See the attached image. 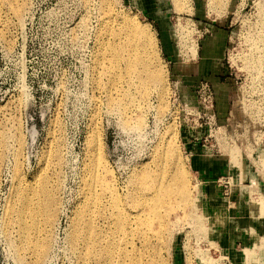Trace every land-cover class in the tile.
I'll use <instances>...</instances> for the list:
<instances>
[{"label": "rangeland", "instance_id": "1", "mask_svg": "<svg viewBox=\"0 0 264 264\" xmlns=\"http://www.w3.org/2000/svg\"><path fill=\"white\" fill-rule=\"evenodd\" d=\"M210 1L181 0L178 9L175 0H0V264H99L88 258L83 240L88 205L100 208L110 175L122 197L139 185L136 174L166 162L169 140L191 204L182 209L166 201L159 210L169 227L162 240H152L160 247L159 263L264 264L261 232L252 229L257 248L244 253L254 239L242 243L237 260L222 246L214 228L218 218L205 208L187 149L189 141L201 142L230 161L234 169L223 180L224 200L231 204L241 191L242 210L252 215L247 220L263 229L264 0ZM15 6L23 8L20 17ZM127 19L157 38V51L147 43L144 58L164 73L162 95L154 90L142 98L135 84L112 71L113 62L127 77L129 53L114 49V43H127L117 38ZM218 27L227 31V42L221 80L208 81L211 119L199 92L207 79L199 74L198 51L202 38ZM147 177L159 178L154 171ZM44 181L56 194L51 222L44 214L37 221L21 219L23 195L30 198ZM206 222L211 232L201 233ZM138 236L131 248L144 249ZM44 244L46 255L39 257ZM145 255L143 264H149L154 255Z\"/></svg>", "mask_w": 264, "mask_h": 264}, {"label": "bare ground", "instance_id": "2", "mask_svg": "<svg viewBox=\"0 0 264 264\" xmlns=\"http://www.w3.org/2000/svg\"><path fill=\"white\" fill-rule=\"evenodd\" d=\"M180 2L181 0H175V6L178 9L182 3ZM210 2H213V0ZM180 8H182V6ZM13 10L17 16L20 17L22 15L23 8L15 6ZM113 18L116 21L115 16H113ZM124 24L125 28L123 32L117 34V38L120 40L125 38L127 43L124 45L114 43V49L116 51L122 50L123 52L129 53L128 57L130 60L126 67L127 77H121L120 74L117 73V67L113 62L111 63L112 71H114L115 76L121 80H125L129 85L135 84L138 90L137 93H140L142 98L145 95H151L154 90L162 95L164 93V73L160 68L152 69L150 67V61L146 57L144 58V50L147 43L152 49V53L155 54L157 51L156 36L150 29H146L136 23L134 19H127ZM119 25H121L120 22ZM181 37L184 38V35L181 34ZM182 47L185 48V43H183ZM131 51L134 53L131 54ZM115 76L114 79L116 78ZM136 123H138L137 127H140L141 120H137ZM2 140H4V137ZM18 141L21 145L22 140L19 139ZM176 152L175 145L169 140L165 148H163V159L166 158V162L164 159L165 163L163 162L159 168H156L158 166L155 164L156 169L150 170V168H147L136 174V176L141 177V181L138 183L139 185L129 189L125 196H123L124 198L122 197L118 185L114 183V179L112 178L113 175H110L105 183H103L105 190L102 189L104 193L100 198L101 206L99 205L100 208L95 210L93 209L94 207L92 208L88 205V208H90L89 212L91 213L88 221L85 222L87 230L82 232L84 237L81 236L86 245L85 250L88 258H95V261L99 264H143V254L146 256L145 253H150V256L154 255V258H149V264H160L157 260L160 247L158 244H153L152 240L154 237L158 240H162L165 233L169 231V227L168 224H165L164 220L160 219L159 210L165 206L166 201L173 202V207L177 204L181 207L182 205L187 206L191 204L187 183L182 178L183 175L178 169L179 162L177 161ZM163 153L161 152V154ZM16 154L18 159L20 149H17ZM158 164H160V162ZM171 166L174 167V170L173 168L171 169ZM150 171H154L155 175L159 176L157 182L148 180L147 176ZM133 180L130 183H133ZM93 181L97 182L98 179L93 178ZM25 194H22V202L24 205L23 209L20 211V218L23 219L27 215L32 221H37V216L39 214H44L46 223L51 222L56 212V194L54 189L50 188L45 182L39 185L38 189L33 191L31 197L28 195L30 198H27ZM256 195L251 197L252 206L254 208L258 206L260 202L259 197H256ZM186 206L182 209H185ZM173 207H171V209ZM10 212L13 213V210H10ZM84 216H86L85 213ZM20 218L19 220H21ZM198 218L200 217L198 216ZM96 222H98V224ZM199 228L202 231L201 233L206 234L211 232L207 222L205 224L203 223ZM137 234L139 235L138 238L141 239L144 249H138L136 247L131 248L133 247L131 240H133ZM79 235L80 232L76 234L75 238H77V236L79 237ZM30 238L31 237H29V239ZM26 239L29 240L28 238ZM46 252L47 247L44 244L40 246L37 256L42 257L46 255ZM43 259L44 258L41 260ZM131 259L134 262L131 261Z\"/></svg>", "mask_w": 264, "mask_h": 264}, {"label": "crops", "instance_id": "3", "mask_svg": "<svg viewBox=\"0 0 264 264\" xmlns=\"http://www.w3.org/2000/svg\"><path fill=\"white\" fill-rule=\"evenodd\" d=\"M223 27V26H220ZM216 28V31L207 34L201 40V47L198 51L200 62V76L202 79L211 81L212 84H217V79L220 81V76L223 74L222 70V58L225 52L227 42V31L222 28ZM201 54V55H200ZM188 156L191 158V164L196 172V176L201 184L203 202L205 208L210 210L218 218L215 220L214 228H216L217 236L227 250L233 251V257L236 258L238 248L242 243L251 241L254 239L252 235V229L255 233L261 232L264 237V228H255L258 224H252L247 220V216L250 211L243 209V203L246 201L241 200L240 193L237 192L231 201V204H227L223 185V178L227 174H230L234 167L230 164V161L220 152L211 149L210 152L205 150L204 145H200L199 142L189 141ZM251 206V204H250ZM249 210V209H248ZM253 216L258 217L255 210H253ZM255 211V212H254ZM239 219H242V226L237 224ZM264 227V226H263ZM263 234V235H262ZM257 238L254 239L252 245L249 248H245L242 251L245 253L246 250L255 252ZM237 260V258H236Z\"/></svg>", "mask_w": 264, "mask_h": 264}, {"label": "built area", "instance_id": "4", "mask_svg": "<svg viewBox=\"0 0 264 264\" xmlns=\"http://www.w3.org/2000/svg\"><path fill=\"white\" fill-rule=\"evenodd\" d=\"M199 92L201 93V98H202L203 102L205 103L206 109H210V111H212V114H210L211 119H214L215 115L213 112V110H214L213 109L214 108L213 94H212V90H211V87H210V84L208 81H203L201 83ZM224 179L225 178H223L222 180H224ZM224 183H227V181H224ZM224 186H226V185H224Z\"/></svg>", "mask_w": 264, "mask_h": 264}]
</instances>
